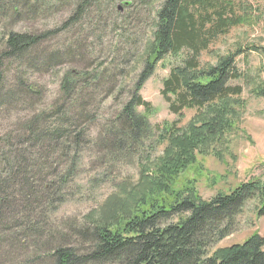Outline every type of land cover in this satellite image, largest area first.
Masks as SVG:
<instances>
[{"label": "trees", "instance_id": "obj_1", "mask_svg": "<svg viewBox=\"0 0 264 264\" xmlns=\"http://www.w3.org/2000/svg\"><path fill=\"white\" fill-rule=\"evenodd\" d=\"M27 4V0H0V23L8 11L18 17L20 5ZM254 12L249 0H163L152 40L142 55L144 65L133 96L111 123L103 146L113 152H137L153 135L158 146H166L155 159L147 156L139 163L137 181L117 183L109 199L74 230L80 245H57L48 252L50 263L264 264V237L259 233L243 243L216 249L236 231L247 203L264 198V180L242 183L208 201L199 195L196 179L181 180L200 157L209 155L211 145L221 143L234 129L245 107L243 88L231 84L242 78L236 63L245 50L217 54L216 63L203 61V56L216 54L212 47L234 28L252 24ZM57 32L33 35L10 30L5 34L0 50V105L17 100L22 90L25 94L33 91L22 82L6 88V61L25 58ZM168 56L180 62L164 80L162 94L179 119L153 126L139 111L150 106L141 90ZM72 77L70 72L62 80L67 97L72 96ZM257 95L264 96V91L259 89ZM186 110L196 114L186 126H180ZM87 114L85 120L82 115L74 119L63 106L56 112L34 113L1 145L0 239L14 236L21 227L27 233L36 232L30 225L33 213L42 204L64 202L56 196L75 170L76 155L66 173L54 174L52 179L43 176L51 164L49 158L41 163L36 155L67 145L78 148L86 131L83 124L91 116ZM261 204L260 217L264 216ZM16 244L20 245L19 241Z\"/></svg>", "mask_w": 264, "mask_h": 264}, {"label": "rangeland", "instance_id": "obj_2", "mask_svg": "<svg viewBox=\"0 0 264 264\" xmlns=\"http://www.w3.org/2000/svg\"><path fill=\"white\" fill-rule=\"evenodd\" d=\"M249 1L255 9L253 23L234 28L212 47L216 54L203 56V61L216 63L217 54L245 50L236 63L242 78L231 82L243 88L245 107L241 116L224 140L211 145L209 155L200 157L199 163L181 178L196 179L199 195L207 201L219 192L230 193L242 183L264 180V96L257 95L259 89L264 91V0ZM27 3L25 7L20 5L18 17L8 11L1 21L0 50L10 30L33 35L58 32L43 40L25 58L6 61V88H15L22 82L33 91L25 94L22 90L17 100L0 105V147L34 113L56 112L58 106H63L74 119L82 115L85 120L87 113L91 116L83 124L86 131L78 148L55 147L36 155L41 163L48 158L51 163L46 166L44 179L65 174L75 155L76 167L56 196L63 197L64 202L42 204L33 213L30 225L35 226L36 232L27 233L21 227L14 236L0 239V264H52L47 255L54 247L80 245L81 239L74 230L109 199L117 183L137 181L139 163L147 156L155 159L166 146L157 145L156 135L145 139L137 152H113L103 146L111 123L133 96L144 65L142 55L152 40L163 0H27ZM179 62L177 57L168 56L141 90L142 98L150 103V111L145 107L139 111L153 126L179 119L162 94L164 80ZM70 72L73 90L72 96L67 97L61 85ZM195 114L194 110H186L180 126H186ZM262 202L264 198L247 203L236 231L216 249L243 243L254 233L264 237V216L258 215Z\"/></svg>", "mask_w": 264, "mask_h": 264}]
</instances>
